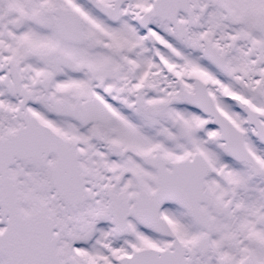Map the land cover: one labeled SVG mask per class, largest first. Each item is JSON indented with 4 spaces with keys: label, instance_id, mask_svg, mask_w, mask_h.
<instances>
[{
    "label": "snow or ice",
    "instance_id": "6c2138e0",
    "mask_svg": "<svg viewBox=\"0 0 264 264\" xmlns=\"http://www.w3.org/2000/svg\"><path fill=\"white\" fill-rule=\"evenodd\" d=\"M0 264H264V0H0Z\"/></svg>",
    "mask_w": 264,
    "mask_h": 264
}]
</instances>
